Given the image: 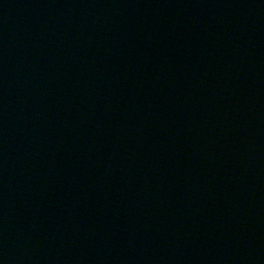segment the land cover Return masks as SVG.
<instances>
[{
  "label": "water",
  "instance_id": "1",
  "mask_svg": "<svg viewBox=\"0 0 264 264\" xmlns=\"http://www.w3.org/2000/svg\"><path fill=\"white\" fill-rule=\"evenodd\" d=\"M0 264H264V0H0Z\"/></svg>",
  "mask_w": 264,
  "mask_h": 264
}]
</instances>
